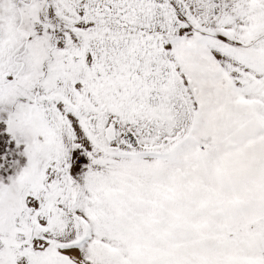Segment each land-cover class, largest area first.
I'll return each mask as SVG.
<instances>
[{"label": "snow or ice", "instance_id": "1", "mask_svg": "<svg viewBox=\"0 0 264 264\" xmlns=\"http://www.w3.org/2000/svg\"><path fill=\"white\" fill-rule=\"evenodd\" d=\"M0 264H264V0H0Z\"/></svg>", "mask_w": 264, "mask_h": 264}]
</instances>
